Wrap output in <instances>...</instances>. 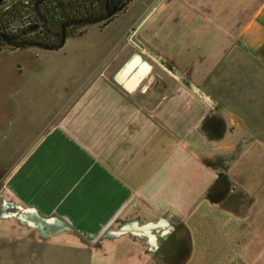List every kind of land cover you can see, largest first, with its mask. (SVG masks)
<instances>
[{"label":"crops","instance_id":"0c3cea01","mask_svg":"<svg viewBox=\"0 0 264 264\" xmlns=\"http://www.w3.org/2000/svg\"><path fill=\"white\" fill-rule=\"evenodd\" d=\"M156 11L133 30L142 26L140 45L127 25L119 46H93L102 60L89 70L68 72L74 35L16 79L0 127L3 148L17 147L6 188L96 239V264H264L261 158L244 156L264 132V0H164ZM138 48L155 52L159 74L140 58L148 69L133 66L129 89L118 76ZM37 84L48 94L26 97L22 86ZM250 165L251 203L212 198L222 178L239 183ZM128 224H153V239L117 233Z\"/></svg>","mask_w":264,"mask_h":264},{"label":"rangeland","instance_id":"374dc122","mask_svg":"<svg viewBox=\"0 0 264 264\" xmlns=\"http://www.w3.org/2000/svg\"><path fill=\"white\" fill-rule=\"evenodd\" d=\"M162 1L164 0H131L126 8L113 17L103 29L100 28V24H91L84 28V34H77L68 39L67 46H72L70 49L66 48L70 76L74 75V72L77 74L82 66L86 71L89 70L90 62L102 60V58L97 60L99 56L92 52L93 46H102L105 43L110 45L115 43L119 46V35L125 27H130L127 36L132 34V40L140 45L142 26L136 32L133 30L150 12L154 15L149 23H154L158 16L155 10ZM73 46L79 47L73 48ZM52 53L54 52L39 48L0 50V127L4 130L8 126L5 117L13 109L11 95L16 88V83H19L16 79L29 77L31 69L38 65H45ZM134 54L140 57L142 62L154 65L152 75L159 74L155 52H142L138 48ZM164 74L169 75L167 71ZM20 82L23 83L22 80ZM22 87L26 97L36 93L39 99L40 96H44L42 94L45 90L48 94V89L39 84L36 85V90L33 89L34 87L29 88L25 85ZM26 107L29 108V106ZM27 120H29L28 117ZM4 132L0 128V136ZM255 137L262 142L261 146L244 149V156L246 161L249 160L247 162H250L249 158H261L260 168H257L261 175L260 179L256 180V184L262 191L264 189V132L255 133ZM15 150H17L16 146L3 148L0 143V264H96L90 254V248L96 245V239L77 235L70 229L60 226L51 216H42L28 209L8 192L5 181L13 164L5 162V159L8 158V152ZM249 168L250 171L251 165ZM251 173V171L246 172L245 178L239 174V183L237 180L222 178L214 188L212 198H222L224 205L229 201H233L234 204L242 202L244 205L251 203L252 197L247 192L252 187V182L248 179L252 176ZM232 189L233 193L230 192Z\"/></svg>","mask_w":264,"mask_h":264},{"label":"trees","instance_id":"16d2710c","mask_svg":"<svg viewBox=\"0 0 264 264\" xmlns=\"http://www.w3.org/2000/svg\"><path fill=\"white\" fill-rule=\"evenodd\" d=\"M131 0H0V50H57L61 37L83 34L100 24L103 29ZM114 11L105 17L107 11Z\"/></svg>","mask_w":264,"mask_h":264},{"label":"water","instance_id":"95a60500","mask_svg":"<svg viewBox=\"0 0 264 264\" xmlns=\"http://www.w3.org/2000/svg\"><path fill=\"white\" fill-rule=\"evenodd\" d=\"M114 9L109 10L106 14L105 17H108L112 14ZM64 34L61 37V42L60 45L64 43ZM139 64L142 67L143 71H147L148 67L144 63H140V57L135 56L129 63L128 65L121 71V73L118 76V79L129 89H133L135 86L134 82H131L129 79H127V75L131 71L134 65ZM153 227V224H149L144 227H137L135 224H128L125 225L124 227L120 228L119 231L117 232L118 234L124 233L126 231H145L148 234H150V228ZM151 239H153V234H150Z\"/></svg>","mask_w":264,"mask_h":264},{"label":"flooded vegetation","instance_id":"af4514ba","mask_svg":"<svg viewBox=\"0 0 264 264\" xmlns=\"http://www.w3.org/2000/svg\"><path fill=\"white\" fill-rule=\"evenodd\" d=\"M111 9H113V8H110L109 10H111ZM109 10H108V11H109ZM108 11H107V12H108Z\"/></svg>","mask_w":264,"mask_h":264},{"label":"bare ground","instance_id":"6f19581e","mask_svg":"<svg viewBox=\"0 0 264 264\" xmlns=\"http://www.w3.org/2000/svg\"><path fill=\"white\" fill-rule=\"evenodd\" d=\"M144 72H146V71H144Z\"/></svg>","mask_w":264,"mask_h":264}]
</instances>
